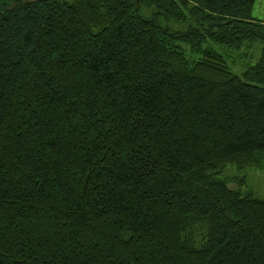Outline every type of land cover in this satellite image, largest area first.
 Wrapping results in <instances>:
<instances>
[{"label":"trees","instance_id":"1","mask_svg":"<svg viewBox=\"0 0 264 264\" xmlns=\"http://www.w3.org/2000/svg\"><path fill=\"white\" fill-rule=\"evenodd\" d=\"M254 2L0 0V264H264Z\"/></svg>","mask_w":264,"mask_h":264},{"label":"rangeland","instance_id":"2","mask_svg":"<svg viewBox=\"0 0 264 264\" xmlns=\"http://www.w3.org/2000/svg\"><path fill=\"white\" fill-rule=\"evenodd\" d=\"M252 16L255 19L264 21V0H255L252 8ZM169 24L174 28H179V26L173 22H170ZM261 48V43L254 44L250 49L248 48V53L246 55L247 58L235 55V60L230 62L233 66V70L237 73H241L246 66L256 62L260 56ZM220 176L228 182V185L231 188L241 190L243 194L251 193L256 197L264 199V169H257L255 166L237 169L234 165H228ZM191 230L196 244H202L205 241L207 233L206 223H196L192 225Z\"/></svg>","mask_w":264,"mask_h":264}]
</instances>
